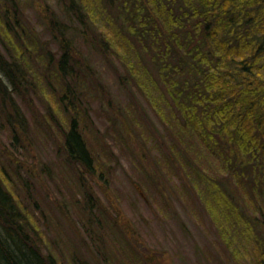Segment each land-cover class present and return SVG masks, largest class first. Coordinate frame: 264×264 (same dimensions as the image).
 I'll list each match as a JSON object with an SVG mask.
<instances>
[{
    "label": "trees",
    "instance_id": "16d2710c",
    "mask_svg": "<svg viewBox=\"0 0 264 264\" xmlns=\"http://www.w3.org/2000/svg\"><path fill=\"white\" fill-rule=\"evenodd\" d=\"M65 2L82 39L120 63L123 80L145 99L163 131L153 126L136 133L123 117L120 128L131 132L143 153L149 139L162 141L153 146L159 151L154 168L163 166L180 180L231 258L264 264V237L258 235L264 227V0ZM47 22L51 37L42 41L20 0H0V125L14 147L10 158L0 148V264H62L41 233L37 203L26 204L31 187L21 171L28 175L34 148L19 101L47 136L59 133L60 152L82 182L84 172L95 176L102 165L86 132L93 124L89 104L103 89L94 78L90 84L92 73L65 24L54 12ZM49 43L57 44L56 54ZM36 93L46 114L35 107ZM89 202L91 208L82 205L81 230L94 232L93 247L109 262L102 237L96 238L104 214Z\"/></svg>",
    "mask_w": 264,
    "mask_h": 264
},
{
    "label": "rangeland",
    "instance_id": "374dc122",
    "mask_svg": "<svg viewBox=\"0 0 264 264\" xmlns=\"http://www.w3.org/2000/svg\"><path fill=\"white\" fill-rule=\"evenodd\" d=\"M20 7L30 28L42 41L51 37L47 21L50 12H54L65 24L67 37L84 56L92 73L88 76L90 84H94V78L103 89L96 92L98 97L89 104L93 122L90 128L95 133L92 129L86 132L102 165L97 167L95 176L84 172V182L76 174L77 168L60 152L59 133L56 138L52 134L47 136L43 127L35 123L34 118L38 117L18 102L33 140L34 150L29 156H35L34 160L27 157L28 175L26 168L21 171L23 181L31 187L26 204L31 208L37 203L39 210L35 217L57 260L62 264H72L74 260L77 264H249L246 259L231 258L212 220L197 201L184 194L180 180L163 166L154 168L151 162L158 158L159 151L153 146L162 141L149 139L142 143L143 153L141 143L135 142L131 132L128 134L123 126L120 128L123 117L136 133L143 129L147 134L153 126L163 131L145 99L123 80L125 74L120 63L109 53L106 58L82 39L76 18L65 11V0H20ZM49 48L52 53L58 51L55 43H49ZM105 94L107 98L102 97ZM31 97L37 110L46 114L42 98L37 93ZM108 100L112 101L111 106ZM3 127L0 125V148L2 155L10 158L9 150L14 147L8 130ZM17 158L24 160L23 155ZM155 171L165 182L160 176L154 179ZM82 192L87 195L84 197ZM89 201L104 214V218L99 216L105 227L96 238L102 237L109 262L96 253L89 238L94 232L89 235L85 229L81 230L82 205L91 208ZM258 229V235L264 237V227Z\"/></svg>",
    "mask_w": 264,
    "mask_h": 264
}]
</instances>
